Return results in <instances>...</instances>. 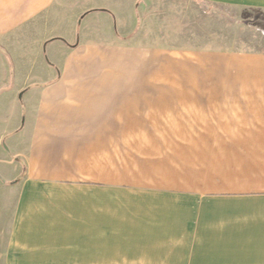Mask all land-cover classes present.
<instances>
[{"label":"crops","instance_id":"obj_1","mask_svg":"<svg viewBox=\"0 0 264 264\" xmlns=\"http://www.w3.org/2000/svg\"><path fill=\"white\" fill-rule=\"evenodd\" d=\"M140 1L93 0L68 15L66 0H0V152L12 140L0 158V264H264V193L205 197L197 189H219L221 175H164L160 163L118 170L151 144L149 131L264 147V54L232 60L240 74L225 79L240 90L155 89L166 61L135 50ZM126 177L158 180L117 188Z\"/></svg>","mask_w":264,"mask_h":264},{"label":"rangeland","instance_id":"obj_2","mask_svg":"<svg viewBox=\"0 0 264 264\" xmlns=\"http://www.w3.org/2000/svg\"><path fill=\"white\" fill-rule=\"evenodd\" d=\"M93 3V0H66V12L68 15H74ZM136 6L137 18L134 21L133 38L138 44L135 50L140 53L154 51L159 58L166 61L161 67L163 73L155 75L157 78L154 82L150 81V86L154 85L155 89L240 90L239 86L243 83L225 79L226 76L240 74L237 67L230 66L232 60L242 61L264 54L263 6L210 0H141ZM86 13L87 11H81L80 14ZM79 20L77 17V23ZM60 27L61 25L57 24L50 28L57 32L62 29ZM62 32L60 35L67 39L68 29H63ZM78 34L75 32L74 38L78 37ZM137 59L141 57L138 56ZM201 60H204L205 65L201 64ZM218 62L221 67H214L213 63ZM151 70L148 68V71L144 72L150 79L153 74ZM250 71L253 72L251 69ZM196 75H199L200 79H197ZM204 133V131H149L151 144L141 148L134 146L131 168L128 162L123 163L118 159V170L126 166L127 169H131L130 173L140 174L137 171L141 169L150 171L153 165L160 163L166 168L164 175L174 173L186 176L194 174L195 170L198 176L221 175V178H212L213 184L220 186L219 189L200 187L197 189L205 193V197L218 196L211 194L216 191L230 193L243 190L264 193V184L260 186L252 184L258 179L264 182V147L189 145L194 135L199 138L200 134ZM211 134L217 137L220 135L218 132ZM156 138L165 139L169 145L152 146V141ZM11 142L12 140L8 139L4 141L0 158L8 155ZM197 142L199 143V140ZM171 143L176 144L170 145ZM149 175L160 177L163 174L149 172ZM126 178L118 179L121 183H117L116 187L140 189L158 180L145 178L146 184L138 186L131 183L135 178ZM241 180L244 183L243 187L239 186L241 183H237ZM260 202L264 203V199ZM134 218L140 219L139 214H134ZM133 229L136 233L140 226H134Z\"/></svg>","mask_w":264,"mask_h":264}]
</instances>
